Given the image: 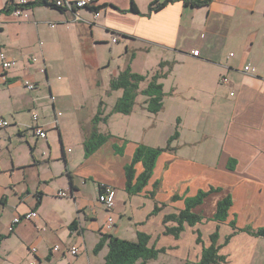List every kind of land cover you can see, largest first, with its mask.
<instances>
[{
	"label": "crops",
	"instance_id": "1",
	"mask_svg": "<svg viewBox=\"0 0 264 264\" xmlns=\"http://www.w3.org/2000/svg\"><path fill=\"white\" fill-rule=\"evenodd\" d=\"M21 1L34 0H0V8ZM152 1L95 0L94 7L100 9L92 6L75 12L41 5L29 9L26 19L3 11L0 52L17 59V64L6 71L4 79L0 59V118L9 122L0 127V264H103L109 248L103 257L94 252L103 235L122 238L128 225H133L137 239L138 230L151 234L144 227L156 219L162 223L156 238L152 235L156 245L171 236L172 243L163 247L180 250L189 232L194 254L184 262H197L203 247L211 243L210 235L218 229L219 244L232 235L220 250L226 256L223 264H264V236L249 232L264 228V0H159L164 6L149 14ZM192 1L207 3L193 6ZM133 4L139 13L131 11ZM229 48L237 54L227 53ZM197 49L200 53L195 56ZM156 51V71L161 70V62L168 67V74L177 66H187L182 71L199 92L195 96L201 95L207 107L218 108L214 113L206 112L204 118L206 124H216L219 144L216 151L211 146L210 150L197 147L187 148L185 154H161L148 185L130 195L125 166L138 146L127 134L129 123L125 119L130 114L112 113L115 103H105L104 97L92 103L87 112L86 103L36 100L41 97V83L48 82L51 97L54 92L63 94L50 78L51 69L63 66L71 76L90 71L94 74L92 86L104 85L107 94L119 92L117 101L122 90L112 89V80L127 67L150 74L138 72L136 66L140 60L146 64ZM34 56L39 57L38 62H33ZM248 64L256 71H245ZM44 65L45 73L40 71ZM25 80L37 83L32 98L23 90L27 88ZM221 89L228 93V100L212 93ZM100 109V117L110 115L107 121L95 123ZM34 114L47 131L46 138L36 134ZM122 127L125 133L120 132ZM95 129L110 137L86 155L85 142ZM192 134L190 145L198 142V131ZM207 136L215 142V135ZM136 169L139 174L143 165L138 163ZM103 185L117 190L111 230L105 226L106 208L98 201ZM211 188L219 190L194 208L203 216L202 222L186 225L179 238L163 234L164 215L184 208L186 197ZM60 191L67 195L59 196ZM136 195L151 197L153 206L136 204ZM227 195L233 204L227 220L218 222L213 215L218 201ZM156 203L166 207L148 217ZM208 204L210 214L206 212ZM129 205L137 211L141 207L147 210L136 216ZM31 211L38 216L10 229L15 217ZM119 218L124 219L123 224ZM126 219L131 224L125 223ZM208 222H213L214 228L209 240L202 231ZM199 233L201 242H197ZM73 246L79 248L76 255L71 252Z\"/></svg>",
	"mask_w": 264,
	"mask_h": 264
},
{
	"label": "rangeland",
	"instance_id": "2",
	"mask_svg": "<svg viewBox=\"0 0 264 264\" xmlns=\"http://www.w3.org/2000/svg\"><path fill=\"white\" fill-rule=\"evenodd\" d=\"M232 51L231 55L237 54L233 48H229L227 53ZM230 55V54H229ZM149 60L145 63L141 62L137 69L138 72H142L148 76L147 81L142 82L140 88L143 89L147 86L148 81L152 78V74L157 69V64L159 62V52H154L150 54ZM2 67V66H1ZM187 66L180 65L177 66L176 69L172 70L168 74V67H165V70H160L162 73H166L165 75L159 78V82L163 85V93H164V106L163 108L157 112L153 113L147 110L148 104L150 103L148 95H144L139 93L136 97V102L134 106V110L125 121L129 123V127L127 130V134L130 139L137 140L138 144H144L146 146L155 148V149H165L166 147H170V150L162 151L161 154L176 152L177 154H185L188 149H196L197 147L207 148L210 150L212 146V150L216 151L219 141L216 133H214V124L213 121L209 123H205L207 120L204 118L206 112L211 111L214 113L215 109L207 107L204 103V98L199 96H195V94H199L194 90V87L190 85L187 81H189L190 77H187L183 73V69H187ZM157 72V71H156ZM76 73V72H75ZM74 73V74H75ZM94 77L90 71L87 73L77 72L74 76L68 74V72L64 71L63 66H56V68L51 69L50 78L52 80V85L54 87H58L63 94L57 95L54 92L56 103H86L85 112L88 111L89 107L92 106V103H99V98L104 97L105 103H116V97L119 92H114L112 94L106 93V88L103 85L101 88L93 87L91 82ZM104 78V77H103ZM41 97L36 100V103H52L53 99L50 95V88L47 84H40ZM27 92V97L32 98L35 96V90L24 89ZM212 93H216L218 96L222 98V100H228L225 94L226 92H222L221 90H215ZM143 103V105H142ZM40 112V111H39ZM38 112V113H39ZM204 112V113H202ZM40 114V113H39ZM211 120V119H210ZM208 122V121H207ZM210 128L211 132L208 131ZM198 131V142H195L193 145H190L194 139L191 138L192 131ZM204 132H199V131ZM120 132L125 133L123 127L120 129ZM177 136L175 137V135ZM207 134H213L216 136L215 142H212L211 137H208ZM188 148V149H187ZM160 154V155H161ZM188 154V153H186ZM127 194H125V199L127 200ZM136 204L139 202H144L147 204H154V200L151 197H145L141 195H136L133 200ZM135 205V204H133ZM128 209L131 213H134L136 216L140 215V212L145 214L147 207H141L140 211H137L135 206L129 205ZM211 204L206 206V212L210 214L211 212ZM115 219V217H114ZM124 219L119 218V223L123 224ZM159 220H154V224H150L146 226L147 230L156 238L159 230L162 227V223ZM158 222V224H157ZM125 223L131 224L127 219ZM213 222L205 223L202 226V231L207 240H209V234L214 230ZM128 231H124L121 235L123 239L127 240H135L136 235L133 225H128ZM126 227V226H125ZM125 229V228H124ZM134 232V233H133ZM189 234V232H187ZM185 237V243H183V248L180 250H169L159 252L158 256L154 259L149 260L146 264H182L190 255L191 257L194 254L193 246L191 241H189V235ZM173 237H163L157 242V248H161L163 246H169L172 243ZM155 240L150 242V245H153ZM108 251V246L106 245L100 251V257H103L105 253ZM190 257V258H191ZM137 262L136 264H138ZM61 264H65L63 261Z\"/></svg>",
	"mask_w": 264,
	"mask_h": 264
},
{
	"label": "trees",
	"instance_id": "3",
	"mask_svg": "<svg viewBox=\"0 0 264 264\" xmlns=\"http://www.w3.org/2000/svg\"><path fill=\"white\" fill-rule=\"evenodd\" d=\"M207 1H192L193 6H201L206 4ZM48 5L60 10H64L60 7H56L49 0H34L27 1V3L20 5L19 3H14L9 6H4L0 8V12H10L17 7H24L26 9H32L36 6ZM164 3H160L159 0H154L150 3L149 14L161 9ZM94 9H100V7H93ZM131 11L139 13L135 4L132 5ZM166 65L164 62L160 63V68H164ZM166 73L160 72L158 70L148 81L145 88L141 89V83L147 81L148 76L135 73L130 67L125 70L112 80L111 87L114 90H122V95L118 98L115 105L113 106L112 113H122L131 114L134 109L136 97L139 93L148 95L150 103L148 104L147 110L153 113L159 112L163 106V85L159 82V78ZM103 103L102 101L100 102ZM102 109L99 110L98 114L94 118V122L107 121L108 114L105 117H100L102 114ZM177 134L175 135V137ZM110 137L109 134L99 133L96 129L91 134L90 138L85 142L86 155H90L98 146L104 143ZM170 150V147L165 149H155L144 144L139 143L132 160L125 166V176H126V191L130 195H135L144 190L148 185L151 177L153 176L158 157L162 151ZM141 163L143 165V170L137 174L136 165ZM157 187V185L155 186ZM219 190L218 188H211L209 190H200L195 196L186 197L184 199L185 206L176 212L164 215L163 224L165 230L164 235H173L176 238L181 236V233L185 230V226H195L203 221V216L194 211V208L202 204L212 192ZM151 196H155V192H151ZM178 196H174V200H178ZM233 204L232 197L227 195L226 197L220 199L217 203L216 211L213 215V219L218 222H224L229 216V210ZM166 204L159 205L155 204L154 209L148 215L158 214ZM174 222L175 225H169V223ZM231 225L236 228L235 222L232 221ZM255 236H264V228H260L256 231H249ZM232 235H228L222 244H219V232L218 229L210 235L211 243L208 246H204L201 257L197 262L186 261L183 264H223L226 262V256L220 253L221 248L226 245ZM152 236L151 234L138 230L136 240H127L115 236L113 234H105L101 237L100 241L96 244L94 248L95 253H99L105 245L108 246L109 251L105 257L103 264H146L149 260L154 259L158 256L159 252L166 251L167 247L157 248L156 243L150 245ZM201 234H198L197 242H201Z\"/></svg>",
	"mask_w": 264,
	"mask_h": 264
},
{
	"label": "built area",
	"instance_id": "4",
	"mask_svg": "<svg viewBox=\"0 0 264 264\" xmlns=\"http://www.w3.org/2000/svg\"><path fill=\"white\" fill-rule=\"evenodd\" d=\"M49 2H52L56 7H60L64 10L72 11V12H75L76 9H80V8L92 7V6L94 7V4H95V0H49ZM25 3H27V1L19 2L20 5L25 4ZM10 14L16 18H19V19H26L30 16L29 9H26L24 7H17L15 9H13L12 11H10ZM94 16L96 18L99 16L98 10L95 11ZM2 20H3V12H0V22ZM51 26L53 27L54 24H51ZM199 53H200V51L198 49L193 51V55H195V56H198ZM0 59H1V63H2V68L4 70V73L2 76L4 79H6V71H8L14 65L17 64V59L9 57L3 51L0 52ZM32 60H33V62H38L39 57L34 56L32 58ZM244 70L247 72L248 71L254 72V71H256V68L254 66L248 64L244 67ZM40 71L45 73L46 72V65H44V67H42ZM24 85L30 90H33L37 87V83L31 82L28 80L24 81ZM52 99L54 101L55 97L52 96ZM33 119H34V121H36V123H35L36 134L41 138H46L47 137V131L37 123L38 114H34ZM56 124H57V122H56ZM8 125H9V122L7 120H5L4 118H0V127H5ZM102 187H103V190H102L101 194L99 195L98 201L106 208L108 216L106 219L105 226H106L107 230H111L115 226V219H114V216L112 214V211L114 210V208L116 206L117 190L115 189V187H113L111 185H103ZM58 195L59 196H66L67 193L64 191H60L58 193ZM37 216H38V213L36 211H31L30 213H27L23 216L15 217L10 229H13V225L18 224L23 220H32V219L36 218ZM55 249L58 250L59 246L56 245ZM33 251L36 252L37 248H33ZM71 252H72V254L76 255L79 253V248L76 246H73L71 248ZM30 264H37V263H36V261H33Z\"/></svg>",
	"mask_w": 264,
	"mask_h": 264
}]
</instances>
